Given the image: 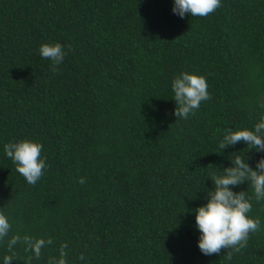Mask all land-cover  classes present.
Returning a JSON list of instances; mask_svg holds the SVG:
<instances>
[{"label":"trees","instance_id":"obj_1","mask_svg":"<svg viewBox=\"0 0 264 264\" xmlns=\"http://www.w3.org/2000/svg\"><path fill=\"white\" fill-rule=\"evenodd\" d=\"M172 7L0 0V213L11 224L0 258L12 255L8 239L28 235L52 243L36 258L19 242L12 264H48L62 245L67 264H264V201L247 184L234 190H247L260 228L238 252L203 255L188 211L205 202L216 166L251 151L217 142L264 113V0H221L204 17ZM53 42L67 53L55 71L39 55ZM181 72L204 76L210 99L178 120ZM20 139L43 145L35 185L3 153ZM247 155L255 168L264 152Z\"/></svg>","mask_w":264,"mask_h":264},{"label":"clouds","instance_id":"obj_2","mask_svg":"<svg viewBox=\"0 0 264 264\" xmlns=\"http://www.w3.org/2000/svg\"><path fill=\"white\" fill-rule=\"evenodd\" d=\"M220 5L221 0H173L172 12L180 18L185 15L204 17ZM66 54L65 45L59 42L45 43L39 47V55L51 62L53 71L64 62ZM207 89L206 78L202 75L181 72L173 77L172 100L175 103L174 115L178 120L194 115L201 103L210 99ZM241 141L251 149V153L264 152V113L259 115L251 128L225 129L217 142V148L223 152L225 148ZM42 149V143L30 139L10 141L3 145V153L15 165L16 172L32 185L40 180L43 171L48 167ZM247 153L246 158L233 154L230 167L216 166L220 171L209 179L212 187L204 190L205 202L188 210L194 214L195 228L199 233L197 246L203 255L219 254L222 248L238 252L247 245L250 234L260 228V220L248 215L252 210V202L247 190H234L247 184L256 202L264 201V156L255 161L253 168L249 164ZM79 182L84 183V179L81 178ZM10 229L9 218L0 213V241L8 237ZM19 242L23 243L26 252L30 251L34 257L39 258L42 248L51 244L52 240L14 235L6 244L12 255L0 258V264H12L15 258L14 246ZM66 247L67 245H62L59 256L49 258L48 264H67ZM228 258L231 259L230 254ZM79 259L84 260V255L81 254Z\"/></svg>","mask_w":264,"mask_h":264}]
</instances>
